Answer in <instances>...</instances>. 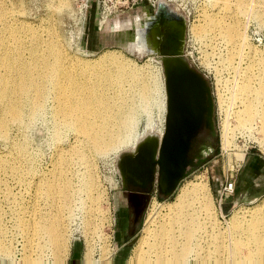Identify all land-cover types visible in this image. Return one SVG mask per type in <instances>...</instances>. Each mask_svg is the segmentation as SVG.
<instances>
[{
  "label": "rangeland",
  "instance_id": "374dc122",
  "mask_svg": "<svg viewBox=\"0 0 264 264\" xmlns=\"http://www.w3.org/2000/svg\"><path fill=\"white\" fill-rule=\"evenodd\" d=\"M0 1V77L5 75L14 77L18 67L16 63L19 61L31 64L34 63L37 55L46 56L50 51L49 41L54 38L59 48H62V51L74 61L77 69L80 68L78 65L81 61L96 62L104 54L113 52L132 65L140 67L141 72L148 70L155 83L164 85L161 62L152 54H144L147 45L143 39L142 26L147 25L151 15L155 13L159 0ZM162 1H165L167 7L183 19L184 52L190 64L201 71L211 85L215 105L213 118L216 135L213 139L214 149L210 160L185 176L171 195L167 197L154 195L137 223L134 235H126V223L120 214L122 212L120 206L124 199L118 192L121 181L116 162L118 154L132 149L131 145L123 147L118 152L111 151L105 155L92 156V177L95 181L92 194L98 197L92 202L82 189V182H89L90 177L85 179L75 174L76 170L84 167L69 151L76 143L77 131L66 129L63 130L62 135L56 137L53 133L54 112L48 110L44 112L42 118L34 122L32 127L27 128L25 132L29 142L27 151L17 152L12 140H21L23 132L12 126L9 129L10 141L0 139V264H134L139 240L147 234L149 228L155 229L159 222L158 217L162 211L160 205L174 203L179 188L189 182L207 183L210 193L209 205H212L211 214L226 227L223 235L214 234L211 238V248L207 250L211 255H209L210 263L216 264L218 259L225 264H234L228 252L227 254L219 252L218 244L228 245L232 233L243 230L245 232L249 224H257L261 221L260 218L264 222V214L256 215L262 214V209L259 208L263 206L264 201V132L255 123L244 131L240 130L238 120L232 114L238 110V106L235 105L236 100H232L233 91L226 88V82L233 81L234 76L239 81L242 74L244 82L250 85L252 81L251 85L254 86L256 94L260 67L256 63L253 64L255 59L252 61L249 59V48L250 45L255 47L259 52L258 58L264 60V24L258 17L250 16L249 11L254 6L245 8L249 9L245 16L237 11L239 2H244L246 7V3L252 1L251 3L254 2L256 6V0H183L181 5L173 1ZM153 2L156 3V7L151 5ZM220 9L223 13L230 12L229 14L233 16V19L231 21L227 19V22L234 24L238 20L235 22L236 33H240V36L246 35L250 44L243 48L244 55L241 57L235 55L228 59L227 62L232 61L234 67L238 68L236 72L229 67L223 70L219 55L214 54L212 47L204 45L205 43L200 42L196 37L195 31L198 32L200 26L204 25L205 15L215 14ZM4 16L8 17L6 21ZM113 22L116 23L117 28H121V31H127L126 44L117 43L116 37L110 33ZM124 46L139 55L129 54ZM205 55H208L207 58ZM232 63L226 65L230 66L229 64ZM63 64H69L67 59H63ZM87 74H81L80 69L78 71V75L85 76V79ZM220 77L222 79H219ZM254 92L250 94V96L253 94L250 101L256 109ZM161 96L162 92L158 94L159 103L160 100L162 102ZM154 98L156 99V93ZM159 115L160 111L156 103L148 108L139 107L138 136L145 131V133L150 132L151 129L158 134ZM148 121H151L154 127L150 128ZM226 124L229 126L231 136L228 149L224 148L222 136ZM147 127L150 130H147ZM60 148L67 151L65 158L69 162L68 166L58 162ZM16 153L19 157L16 169L3 166V162L7 159L11 160L12 155L15 156ZM64 168L66 172L70 170L68 176L73 184L71 191L74 195L73 220L67 221L64 247L56 246L52 251L41 237V228L57 221L62 201L49 202L45 194L36 186L40 185L42 189L54 169ZM229 183H232V191H223L224 185ZM58 205V208L55 207ZM234 214L239 215L237 219L242 221L236 227L230 224ZM261 223L257 230H253L258 241L264 238V225ZM258 261L264 264V253L258 257Z\"/></svg>",
  "mask_w": 264,
  "mask_h": 264
},
{
  "label": "bare ground",
  "instance_id": "6f19581e",
  "mask_svg": "<svg viewBox=\"0 0 264 264\" xmlns=\"http://www.w3.org/2000/svg\"><path fill=\"white\" fill-rule=\"evenodd\" d=\"M251 2L246 3V7L244 2H239L238 13L245 16L244 14L249 11L245 8L254 6L249 11L250 16L252 18L258 17L264 24V0H256V6L254 2ZM226 4L227 2H225ZM229 13H223L220 9L215 14L203 16L205 23L195 33L197 40L199 38L200 42L205 43L204 45L212 47L214 54L219 55L218 58L223 70L229 67L236 72L238 68L234 67L232 61L229 60L232 63L229 64L230 66H227L226 63H229L227 61L230 57L244 55L243 48L250 44L246 35L240 36L239 32V34L236 33L235 22L238 20L234 24L227 22V19L230 21L233 19ZM3 18L5 21L8 19L5 16ZM49 47L50 51L46 56L44 54L42 56L41 54L37 55L34 63L25 64L20 61L16 63L18 67L14 77H8L9 75L0 77V139L10 141L9 129L15 126L23 132V138L12 140V145L17 152H26L29 143L25 134L27 128L32 127L36 120L42 118L44 112L51 110L54 112L55 131L53 133L56 134V137L62 135L63 130L66 129L67 131H77L76 143L70 147L69 151L84 167L76 170L75 174L85 179L90 177L89 182H82V189L85 190L90 201L95 202L98 197L92 194L95 185L92 177V156L105 155L111 151L118 152L127 145H131L132 148L135 146L138 140L146 134L145 129V132L138 136L137 113L139 107L148 108L156 103L160 111L157 132L161 134L164 129L166 113L165 88L164 85L160 86L159 83L153 81L151 72L148 70L141 72L140 67L132 65L113 52L104 54L96 62L81 61L78 65L81 74L88 73L87 79H85V76L78 75L79 69L75 67L74 61L62 51V48H59L54 38L49 41ZM249 50V59L251 61L255 59L253 64L256 63L260 67V74L257 75L256 94L254 86L251 85L252 81L250 85L244 82L245 79L244 76L241 77L242 74L239 77L240 82L235 76L233 81H225L227 83L226 88L233 91L231 93L232 100H236L235 105L238 106V110L232 114L237 118L240 130L244 131L255 123L264 132V60L258 58L259 52L252 45H250ZM208 55H205L206 58ZM63 59H67L69 64H63ZM221 77L219 79H222ZM160 92H162L161 98H163L162 102L160 100L159 103L158 94ZM253 92L256 95V98H253L256 100V109L250 101L252 99L250 97L253 95L250 96V94ZM155 93L156 99L154 98ZM150 122L148 121V124L151 128L154 124L151 125ZM149 127L147 130H150ZM151 130L148 133H155ZM222 136L224 148L228 149L231 136L227 124ZM66 154L67 151L60 148L57 158L58 162L68 166ZM12 156L11 160L7 159L3 162V166L15 170L19 157L17 153ZM16 172L19 173L20 171ZM65 172L66 168L54 169L51 177L45 183V188L42 186L41 189L40 185L36 186L39 191L45 194V198L49 202L62 201V207L58 210L57 221L41 228V237L52 251L56 249V246L62 245L64 247L68 229L67 221L73 217L74 195L71 193L73 184L68 176L70 170ZM209 204L210 193L206 182H189L180 187L174 203L160 205L162 211L159 214V222L155 229L149 228L146 231L147 234L139 240L134 264H212L209 259V251L207 252L208 248H211V238L214 234L223 235L226 227L211 214L210 206L212 208V205ZM55 207L58 208L59 205ZM259 209H262V214L256 215H263L264 201L263 206ZM238 216L235 215L231 219V225L236 227L242 222L237 219ZM260 220L257 224H249L245 232L243 230L232 233L228 245L221 246L217 243L219 252L224 254L228 252L234 264H261L258 257L264 253V238L262 237L263 239L258 241L256 234L253 233V230L255 231L263 222V219L260 218ZM261 224L264 225V222ZM216 261V264H225L224 261L218 259Z\"/></svg>",
  "mask_w": 264,
  "mask_h": 264
},
{
  "label": "water",
  "instance_id": "95a60500",
  "mask_svg": "<svg viewBox=\"0 0 264 264\" xmlns=\"http://www.w3.org/2000/svg\"><path fill=\"white\" fill-rule=\"evenodd\" d=\"M166 4V5H165ZM159 0L144 28L147 49L162 65L166 113L161 134L146 133L135 146L117 156L121 190L128 199L142 200L153 191L158 174V193L171 195L187 176L186 156L192 138L203 128L216 135L214 99L210 82L191 66L183 49L184 22ZM129 54H137L124 46ZM143 54V55H144Z\"/></svg>",
  "mask_w": 264,
  "mask_h": 264
},
{
  "label": "flooded vegetation",
  "instance_id": "af4514ba",
  "mask_svg": "<svg viewBox=\"0 0 264 264\" xmlns=\"http://www.w3.org/2000/svg\"><path fill=\"white\" fill-rule=\"evenodd\" d=\"M213 139L214 137L210 136L206 128L201 129L192 138L191 143L189 145V149L187 151V156H186L187 165L184 170L185 173H187V175H189L190 173L195 171L198 167L202 166L203 164H205L206 162L210 160V155L214 149ZM155 179L156 180L153 185L154 187H153L152 193H150L149 196L145 197V199H142L141 201L135 200V199H132V200L128 199L129 192L123 193V191L121 190V185H120L118 192H120L122 198L124 199V202L121 203V206H120V210L123 213L121 212L120 214H121V217H123L122 220H124V222L126 223V229H125L126 235H134V230L136 229L137 223L141 219L152 197L154 195L162 196L161 194L158 193V189H157L158 174L155 175Z\"/></svg>",
  "mask_w": 264,
  "mask_h": 264
},
{
  "label": "crops",
  "instance_id": "0c3cea01",
  "mask_svg": "<svg viewBox=\"0 0 264 264\" xmlns=\"http://www.w3.org/2000/svg\"><path fill=\"white\" fill-rule=\"evenodd\" d=\"M110 33H111L114 37H116V42H117V43H120L121 45H122V44H126V43H125V40H126V38H127V31H126V30L121 31V28H117V27H116V23H115V22H113V24H112L111 27H110ZM113 36H112V37H113ZM118 37H120V39H118ZM128 44H129V42H128Z\"/></svg>",
  "mask_w": 264,
  "mask_h": 264
},
{
  "label": "built area",
  "instance_id": "2783aa9c",
  "mask_svg": "<svg viewBox=\"0 0 264 264\" xmlns=\"http://www.w3.org/2000/svg\"><path fill=\"white\" fill-rule=\"evenodd\" d=\"M166 1H173V2H175V3H178L179 5H181L184 1L183 0H166ZM151 5L153 6V7H156L155 5H156V3L155 2H153V3H151ZM107 18V17H106ZM223 191H232V183H229L228 185H224V187H223Z\"/></svg>",
  "mask_w": 264,
  "mask_h": 264
}]
</instances>
